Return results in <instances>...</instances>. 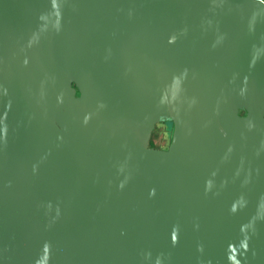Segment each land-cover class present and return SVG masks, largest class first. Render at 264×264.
<instances>
[{"label": "water", "instance_id": "obj_1", "mask_svg": "<svg viewBox=\"0 0 264 264\" xmlns=\"http://www.w3.org/2000/svg\"><path fill=\"white\" fill-rule=\"evenodd\" d=\"M0 264H264V0H0Z\"/></svg>", "mask_w": 264, "mask_h": 264}, {"label": "rangeland", "instance_id": "obj_2", "mask_svg": "<svg viewBox=\"0 0 264 264\" xmlns=\"http://www.w3.org/2000/svg\"><path fill=\"white\" fill-rule=\"evenodd\" d=\"M172 134V124L169 121L160 122L155 125L151 135L150 143L151 148L160 149L170 142Z\"/></svg>", "mask_w": 264, "mask_h": 264}, {"label": "flooded vegetation", "instance_id": "obj_3", "mask_svg": "<svg viewBox=\"0 0 264 264\" xmlns=\"http://www.w3.org/2000/svg\"><path fill=\"white\" fill-rule=\"evenodd\" d=\"M240 115L243 116V115H244V112H240ZM169 143H170V142H168V143L166 144V146H162V147L160 148V150H166V149L168 148V146H169ZM155 149H156V148H155Z\"/></svg>", "mask_w": 264, "mask_h": 264}, {"label": "trees", "instance_id": "obj_4", "mask_svg": "<svg viewBox=\"0 0 264 264\" xmlns=\"http://www.w3.org/2000/svg\"><path fill=\"white\" fill-rule=\"evenodd\" d=\"M149 146H151V145H149Z\"/></svg>", "mask_w": 264, "mask_h": 264}]
</instances>
